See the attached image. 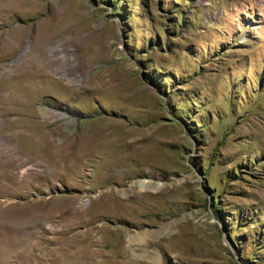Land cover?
<instances>
[{"label":"rangeland","instance_id":"374dc122","mask_svg":"<svg viewBox=\"0 0 264 264\" xmlns=\"http://www.w3.org/2000/svg\"><path fill=\"white\" fill-rule=\"evenodd\" d=\"M92 226L89 264H264V0H0V264Z\"/></svg>","mask_w":264,"mask_h":264},{"label":"bare ground","instance_id":"6f19581e","mask_svg":"<svg viewBox=\"0 0 264 264\" xmlns=\"http://www.w3.org/2000/svg\"><path fill=\"white\" fill-rule=\"evenodd\" d=\"M58 49H60V47H58ZM150 185H151V183L148 181H139L136 185V188H138L140 191H142V190H146ZM72 225H73V223H72ZM71 227H70V231H71ZM76 228H78V227H76ZM67 230H69V229H67ZM86 230L87 231H84L82 234L80 232H77V233L73 234L72 236L66 235L60 239H57V240H59V242H58L59 246L57 245L58 247H53V248H49V249L47 248L48 250L46 249V251L44 250L45 252H43L42 257H44L46 259L47 264H58L61 257L78 258L80 260V262H78V263H77V261H79V260H77L76 262H73L71 264H89L88 259H90V256L87 257L88 253L85 254V252L87 250L85 251V247L79 246L78 243L79 242L85 243L89 239L90 240L92 239V240H94V242L97 243V239H98L99 235L105 230V227L104 226H102V227L101 226H92L90 229H86ZM120 231H122V230H120ZM61 232H63V231H61ZM61 234L63 235L64 233H61ZM79 238H82V239L79 240ZM129 238H130V244H131L130 248H131L132 255L134 257H137V258L139 257V259H140V257H142L141 256L142 254L137 255L136 253H137L138 249L134 248V245H133L137 241L136 240L137 237L135 235L130 234ZM106 244H107L106 242H103L102 246L104 247ZM93 245H94V243H93ZM100 246H101V244H100ZM93 252H94V257L100 255V253L102 254V251L100 252L99 249L94 250ZM94 257H92V258H94ZM114 257H115V255H114ZM107 258H109V257H107ZM149 258L155 264L160 263V260L157 256L150 255ZM115 261H116V259H115Z\"/></svg>","mask_w":264,"mask_h":264}]
</instances>
